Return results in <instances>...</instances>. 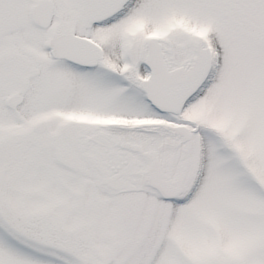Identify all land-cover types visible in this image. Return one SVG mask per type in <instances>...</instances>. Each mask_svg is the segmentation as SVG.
I'll return each mask as SVG.
<instances>
[{
    "label": "snow or ice",
    "instance_id": "obj_1",
    "mask_svg": "<svg viewBox=\"0 0 264 264\" xmlns=\"http://www.w3.org/2000/svg\"><path fill=\"white\" fill-rule=\"evenodd\" d=\"M0 264H264V0H0Z\"/></svg>",
    "mask_w": 264,
    "mask_h": 264
}]
</instances>
